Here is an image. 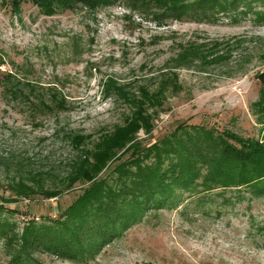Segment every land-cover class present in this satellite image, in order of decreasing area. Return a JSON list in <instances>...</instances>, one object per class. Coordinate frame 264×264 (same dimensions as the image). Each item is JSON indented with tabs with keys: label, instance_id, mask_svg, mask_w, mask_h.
I'll return each mask as SVG.
<instances>
[{
	"label": "rangeland",
	"instance_id": "obj_1",
	"mask_svg": "<svg viewBox=\"0 0 264 264\" xmlns=\"http://www.w3.org/2000/svg\"><path fill=\"white\" fill-rule=\"evenodd\" d=\"M141 6L119 0L47 15L32 0H0V156L15 153L29 169L63 172L75 153L66 134L91 135V148L130 115L114 96L104 98L106 81L134 94L142 86L151 90L165 79L170 58L195 49L200 59L167 72L164 106L154 114L153 130L139 131L137 141L149 147L177 128L206 126L264 142L257 123L264 0H220V9L207 11L202 21H156L155 10ZM41 103L48 110L34 109ZM79 193L3 204L0 220L14 231L0 238V264H264V196L247 188L216 189L177 208L150 210L88 257L29 249L30 260L17 262L15 237L28 220H57Z\"/></svg>",
	"mask_w": 264,
	"mask_h": 264
},
{
	"label": "trees",
	"instance_id": "obj_2",
	"mask_svg": "<svg viewBox=\"0 0 264 264\" xmlns=\"http://www.w3.org/2000/svg\"><path fill=\"white\" fill-rule=\"evenodd\" d=\"M118 1L32 0L47 15L77 7L90 11ZM136 1L143 10L154 9L151 16L156 21L164 18L177 22L202 21L207 19V11L220 9V0ZM199 51L195 49L170 58L163 75L165 79L151 90L142 86L134 94L125 85L106 81L104 98L114 96L130 107V115L123 124L100 135L91 148L87 146L91 135L66 134L75 153L63 172L29 169L23 164L26 158L15 153L0 156L6 180V186L0 181V213L4 210L3 204L16 203L22 198L30 200L38 196L50 200L66 192L80 191L57 220L49 224L28 220L21 235L15 237L19 241L13 256L17 262L30 260L29 249H40L69 260L91 256L142 220L150 210L177 208L187 199L216 189L247 188L254 195L264 196L262 140L193 126L189 130L177 128L149 147L137 141L139 131L148 134L153 130L154 114L164 106L161 92L168 86L167 72L189 68L193 60L200 59ZM259 102L257 123L264 127V94ZM48 107L41 103L34 109L43 111ZM13 231L14 226L0 220V238H6L9 233L13 235Z\"/></svg>",
	"mask_w": 264,
	"mask_h": 264
}]
</instances>
